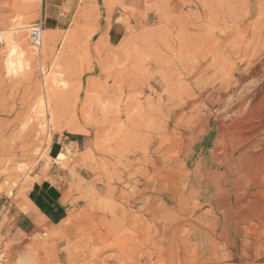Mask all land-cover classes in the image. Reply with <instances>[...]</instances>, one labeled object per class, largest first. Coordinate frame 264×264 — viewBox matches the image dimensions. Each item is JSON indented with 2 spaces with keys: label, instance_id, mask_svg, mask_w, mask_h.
<instances>
[{
  "label": "rangeland",
  "instance_id": "1",
  "mask_svg": "<svg viewBox=\"0 0 264 264\" xmlns=\"http://www.w3.org/2000/svg\"><path fill=\"white\" fill-rule=\"evenodd\" d=\"M16 1L0 0V249L15 251L9 264L23 257L32 240H42L46 230L54 234L55 227L63 226L65 231L76 228L70 225V216L82 211L88 200L98 209L106 207L107 187L128 193L129 181L120 178L119 184L110 179L114 166L119 173L133 165L135 178L136 167L146 159L161 164L176 157L180 163L184 161L193 150L186 133L194 119H204L210 107L207 101L196 98L199 88L217 83L216 76L217 80L227 79L229 74L236 78L245 67L239 55L254 46L252 37L257 33L255 16L248 13L254 0H64L58 11L50 13L57 21L54 30L48 31L42 0H22L27 9ZM37 21H43L38 48L27 37V27ZM19 22L24 26L17 30L19 39L34 53L33 81L27 79L25 71L15 74L5 67L9 50L6 36ZM47 33L50 42L44 45ZM188 99L192 104H184ZM57 136H69L63 139L62 159L49 155ZM75 136L80 139L79 148L67 142ZM199 157L193 153L194 163ZM53 170L58 172L64 192V217L53 225L39 221L28 231L15 227V213L26 210L28 184ZM187 171L193 172L194 166ZM193 182L197 184L192 183L189 189L193 186L192 198L196 199L190 200L189 229L193 232L198 226L208 232L209 216L202 212L214 198L223 199L220 203L225 206L228 191L235 186L224 180L221 188L228 190L208 200L198 192L210 187L199 180ZM247 197L244 195V201ZM229 199L235 205V196ZM122 206L140 213L136 205L128 208L123 201ZM228 213L231 219L223 234L213 235L216 241L213 239L211 245L219 251L216 257L205 253V264L211 260L213 264H264V241L255 244L264 240V230L258 226L255 230V221L240 229L244 233L234 228L236 218L247 220L254 215L252 210L241 208L237 215L232 208ZM189 236L193 243V235ZM242 239L248 242L244 244ZM113 254L103 251L98 260ZM192 258L194 262V254ZM107 261L103 264H116L115 260Z\"/></svg>",
  "mask_w": 264,
  "mask_h": 264
},
{
  "label": "bare ground",
  "instance_id": "2",
  "mask_svg": "<svg viewBox=\"0 0 264 264\" xmlns=\"http://www.w3.org/2000/svg\"><path fill=\"white\" fill-rule=\"evenodd\" d=\"M24 1L17 0L16 2L22 6V9H27ZM248 9L249 16H255L256 20H253L257 28V33L252 37L254 46L249 49L250 51L248 49L244 52L241 51L239 60L245 64V67L240 73H237L236 78H232V75L229 74L227 79L219 78L217 80L218 76H216L217 83L214 81L213 84H204L199 88L196 98L199 97L207 101L210 107L207 108L204 119L197 121L194 119L192 127L186 133L187 141L189 140L193 146L192 152L187 155L186 159L180 163V159L178 160L176 157L174 161L161 164L159 161L146 159L145 155L146 160L143 161V165L137 166L134 172V176L143 179L142 182H139L136 177V179L133 178V165L127 166L122 170L123 172L119 173H115L117 167L114 166L115 169L110 179L117 180L119 184H122L120 178L129 181L128 187L131 190L128 193H122L123 191L119 188L117 190L116 187H107L108 205L106 207L98 209L91 200H88L82 211L70 216V225L77 226L76 228H68L65 231L63 226L55 227L54 234L53 230H46L48 233L42 240H32V243L24 250L23 257L17 258L14 263L10 264H100L101 260H98V257L103 251H111L114 254L104 257L105 259L103 258L101 261L102 264L107 261V258L115 260L113 262L116 264H205L207 257L206 255L204 258L205 253L216 257L219 251L217 249L216 252V248L211 245L213 239L215 240L213 235L218 236L224 232L228 219H231L228 210L231 211L232 208H235L234 214L237 215L241 208L242 210L250 208L254 213L247 220L241 216L237 217L234 228L242 230L255 221L258 224H254L255 230L256 226L264 230V0L250 2ZM18 24L19 26L14 27L12 31L9 32L7 29L8 33L5 31L9 43L5 59L6 71H14V73L25 71L27 79L33 81L34 72L31 62L34 53L24 41L19 39L17 30L24 26H20L21 22ZM48 30L46 28V31ZM248 30L250 29L248 28ZM43 41L44 45L50 42L49 33L46 34ZM190 101L188 99L184 101V104H192ZM192 115L189 117L191 118ZM193 153L200 156L195 163L192 159ZM64 155L63 151L59 152L56 158L62 159ZM192 165L194 171L190 173L187 169ZM205 167L207 168L205 169ZM221 179L231 182L235 186L233 191H228L229 197L235 196V205L229 197H227L225 206L220 203L223 199L218 201L214 198L212 201H208L209 208L207 211L204 210L202 215L209 216L208 220L206 218L210 222V224L208 222L209 231L202 230L201 227L197 228L198 222L192 223L197 227L193 228V232L190 231L191 226L187 216L190 215L188 211H192L190 200L196 198H192L195 193L192 196L193 186L191 189L189 186L194 184L195 180L209 186L210 189H205L204 193L198 192L199 195H197L210 200L228 190L221 188V182L224 181ZM184 180L187 181L185 185L183 184ZM243 185H245V189H242ZM249 187L251 188L250 195ZM225 194L227 196V193ZM246 194L249 197L244 201L243 197ZM123 201L128 205L126 206L128 208L131 205H136L137 211L140 213L134 214L135 212H130V209L125 210L122 206ZM196 203L198 205V201ZM205 223L204 221L203 225ZM247 232L246 230V234ZM190 233L193 235V243L189 236ZM63 234H65L64 238L61 237ZM250 236L248 237L251 238L252 236ZM224 240L222 239V241ZM263 241L260 239L259 242L255 241V244L262 245ZM219 245L221 246L220 242ZM249 246L251 245L249 244ZM256 246H254L255 249ZM244 247L248 248L245 245ZM261 247L259 246V248ZM248 249L246 250L248 251ZM255 249L253 248V250ZM37 251L40 254H37ZM262 251L264 252V250ZM14 253L15 251L3 252L0 249V264H9V258ZM252 253L254 254V252ZM192 254H194V262H191ZM24 256L25 259L22 261Z\"/></svg>",
  "mask_w": 264,
  "mask_h": 264
},
{
  "label": "crops",
  "instance_id": "3",
  "mask_svg": "<svg viewBox=\"0 0 264 264\" xmlns=\"http://www.w3.org/2000/svg\"><path fill=\"white\" fill-rule=\"evenodd\" d=\"M62 4H64V0H42V15H44L46 28L54 30V23L57 20L50 13L56 12ZM68 137L57 136L54 138L49 148L51 158H53L52 154L57 156L61 152L63 139ZM67 142L77 148L80 146V139L76 136L70 137ZM58 175L55 170L49 171L40 179L33 180L28 184L24 198L26 210L15 213V227L28 231L30 226L42 220L50 223V225L62 220L66 207L63 200L64 192L60 181H58Z\"/></svg>",
  "mask_w": 264,
  "mask_h": 264
},
{
  "label": "built area",
  "instance_id": "4",
  "mask_svg": "<svg viewBox=\"0 0 264 264\" xmlns=\"http://www.w3.org/2000/svg\"><path fill=\"white\" fill-rule=\"evenodd\" d=\"M42 21H37L27 27V37L29 42L38 48L41 44Z\"/></svg>",
  "mask_w": 264,
  "mask_h": 264
}]
</instances>
